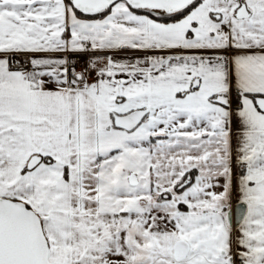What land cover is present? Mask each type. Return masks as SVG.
Here are the masks:
<instances>
[{"label":"snow or ice","instance_id":"obj_1","mask_svg":"<svg viewBox=\"0 0 264 264\" xmlns=\"http://www.w3.org/2000/svg\"><path fill=\"white\" fill-rule=\"evenodd\" d=\"M0 264H264V0H0Z\"/></svg>","mask_w":264,"mask_h":264}]
</instances>
